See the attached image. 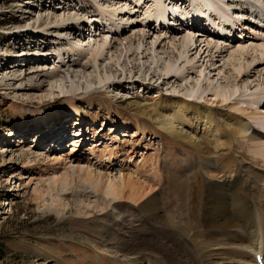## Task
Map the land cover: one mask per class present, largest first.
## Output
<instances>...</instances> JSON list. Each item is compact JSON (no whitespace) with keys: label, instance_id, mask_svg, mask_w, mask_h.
<instances>
[{"label":"rangeland","instance_id":"obj_1","mask_svg":"<svg viewBox=\"0 0 264 264\" xmlns=\"http://www.w3.org/2000/svg\"><path fill=\"white\" fill-rule=\"evenodd\" d=\"M96 1L100 4L95 5L93 0H0V264H111L114 261L105 246L112 221L107 206L111 198L100 190L95 191L84 180L85 174L76 169L88 168L93 173L117 176L125 168L134 171L133 176L141 180H158L165 213L174 207L187 210L183 216L190 241L202 239L203 225L193 218L195 208L180 205L181 200L186 204L191 195L198 196L212 182L213 171L244 168L259 176L264 173V155L259 153V144H264V128L259 127L258 115L264 111V101L256 103L264 97V66L245 75L230 100L232 106H227L216 103L210 92L185 97L191 81L186 84L181 80L186 73L181 74L183 77L171 73L169 83L154 82L161 72L155 73L156 65L152 63L159 58L157 65L162 67L165 62L173 61L178 67L184 66L185 72L189 70L187 73L194 81L209 77L214 84L228 85L233 83L229 52L217 57L204 50L206 42L213 45L216 37H221L220 44L231 42L230 46L235 47L241 43H262L261 31L254 25L244 29L239 26L241 23L227 22L232 29V26L237 28L233 41L225 39L233 33L232 29L218 36L212 35V30H216L213 26L200 28L202 32L190 28L192 35L196 31L202 34L193 36L199 40L195 44L183 40L191 32L187 30H179L175 38L160 42L166 36L165 29L187 27L181 26L180 20L174 21L171 15L169 24L161 25V33L154 19L145 18L149 10L156 8L153 0ZM181 1H175L174 15L181 19L178 14L185 9L191 18L198 5L194 0L183 5ZM175 4L160 8L171 13L168 7ZM117 7H126L117 16L118 21L122 19L123 35L109 32L115 28L108 24L110 21L106 22L109 19L102 11ZM209 9L210 23H217V9ZM75 13L78 19L71 21V32L60 30L56 23L46 25L40 21L42 26H33L41 18L49 22ZM222 18L221 22L229 20ZM50 26H54L51 34L44 31ZM31 27L34 32L29 38L26 32ZM249 27L253 30L251 34ZM143 34L146 37L140 38ZM105 36L107 41L122 44L113 46L101 57L97 69L108 70L111 80L113 75L123 72L121 81L95 83L87 88V82L96 81L98 73L94 62H88L84 70L72 69L83 71L71 77L83 89L70 101L67 95L71 93L62 92L64 87H69L70 78L51 86L52 80L33 74L36 70L45 73L57 67L61 72L72 62L84 63L90 59L92 46L106 39ZM157 36L161 38L156 40ZM128 38L133 44L140 40L139 50L126 51ZM57 51H61L60 57ZM178 52L183 57L176 62L172 56ZM117 56L125 61L122 69L115 65ZM185 57L190 63L185 64ZM134 64L135 68L129 69ZM152 74H155L152 87L140 83L143 78L147 82ZM127 75L133 76L132 83L130 78H124ZM33 80L41 82L33 83L31 88L23 87ZM156 85L160 89L154 92ZM249 86L251 89L243 92L242 88ZM251 93L253 96L246 95ZM169 120L173 121L172 126L164 127L163 122ZM229 127L231 132L243 133L242 136L231 135ZM226 135L231 142H225ZM207 163L219 170L207 168ZM65 174L68 179H64ZM55 178H59L57 182ZM215 179H219L217 175ZM246 180L244 176L242 186Z\"/></svg>","mask_w":264,"mask_h":264},{"label":"bare ground","instance_id":"obj_2","mask_svg":"<svg viewBox=\"0 0 264 264\" xmlns=\"http://www.w3.org/2000/svg\"><path fill=\"white\" fill-rule=\"evenodd\" d=\"M93 1L95 5L100 4L96 0ZM136 1L138 2L139 0ZM153 1L156 8L153 7L154 9L152 8L149 10L145 18L151 20L154 19L153 22L156 23L157 26L160 25V32L162 33L161 23L168 25L170 20L169 14L171 16V13L172 15L177 13V6L175 4L176 0H169L168 3H166L167 0ZM51 2L49 5L52 4ZM188 2V0H182L180 4L183 5ZM171 3L175 4L168 7V10H170L171 13L160 8V6H164L165 8V6H169ZM193 3L198 5V8L194 10V13L190 16L195 19L189 18L187 11L184 9V12L178 14L181 16V20L179 17L177 18V16L174 15L176 18L174 21L180 20V22H182V20H187V22H190L192 20L190 22L192 24L188 23L189 27L193 28V30L202 32L203 29L200 28L204 27L206 29L210 25L207 22H211V19L208 17L209 19L207 21L205 16H209L211 11L209 8H213L217 9V16L221 19H223L222 17H226L229 18V20L225 19L221 22L222 20H220L219 17H215L217 23L212 22L214 23L212 25H220L221 29L215 32L214 28V31L212 30V35L219 36L220 33L221 35H225L227 30L229 32V30L232 29L226 28L230 26L227 22H230L233 24L241 23L239 26L244 27V29H246L245 26L254 25L261 31L260 35L264 36V0H251V3L248 4H245L243 0H194ZM202 3L204 5L199 7V4ZM261 8L263 10H261ZM61 9L64 10V7L62 6ZM122 9L124 10L126 7H117L110 10H105L104 8V10H102L105 12V16L109 19H107L108 21L106 22L110 21L108 24H111L115 28L114 32L111 29V31H109L114 35L119 33L123 35L124 30L121 31V28L124 27L121 24L122 19L120 18L118 21L117 17L118 12ZM148 9H146V11ZM93 11L95 12V9ZM185 15L187 16L184 17ZM233 15L236 17H233ZM76 19H78V14L76 13L68 17H63L61 15L59 19L52 18L49 22L47 21V18H41L39 21H36L33 26H42L43 24L40 23V21L46 25L56 23L57 25H60V30H69V32H71L70 29L73 28L71 21H75ZM188 19L190 21H188ZM193 23L196 24V26H194ZM34 27H31L30 30L26 32V37H32L31 35L34 31L31 32V29ZM189 27L185 29H165L164 34H166V36L164 35L160 42L164 39L171 40V38H175L179 34V30L191 31ZM53 28L54 26H50L44 31L51 34V29ZM250 28L252 27H249L248 29L249 34L253 33V30ZM198 31H196L197 33L195 32L196 34L194 33V35L201 36L202 34ZM148 32L150 33V31ZM192 32L193 31L189 32L188 35L183 37V40L187 44L189 42L195 44V42L199 41L197 39H193L194 35H192ZM153 33L151 32V34ZM242 34L243 33H240V36ZM231 35L233 36V33ZM145 37L146 34H143L140 38ZM105 38L106 39L100 40L92 46L91 51L88 53L90 54V59L84 63L72 62L61 72L59 70L57 71V67L48 70L45 73H43L42 70L39 72L36 70L33 74H38L40 75V79L43 78L49 82L52 80L50 82L51 86L53 83L61 81L64 78H70L71 83L68 85L69 87L66 86L64 87V90H62L65 94L69 92L71 93L69 94L71 96L67 95V98L70 101H73L72 96L77 94L80 89H83V86L78 85V83L76 84L72 81L73 79H71L72 75L73 77L76 75L79 76L80 74H83V71L76 70L74 72L72 69L79 67L84 70L87 68L88 62H94V68L96 72L98 71V73L96 81L87 82V88H90L95 83L104 85L112 82L113 80L121 81V78H123V72L119 75H113L111 80L108 70L102 71L99 70V68L97 69L96 64L99 62L98 60L101 57L106 56L107 52H109L113 46L122 44L121 41H107V36H105ZM157 38L158 39L156 40H159L161 37L157 36ZM216 38L221 39V37ZM128 39V42L125 43L127 44L126 51L131 48L134 51L139 50L141 46L140 40L137 44H133L132 39ZM218 39L214 40L213 45H211V42L207 41L206 48L204 50H207L212 54H216L217 57H222L223 53L229 52V58L232 60L230 64L233 72V83L222 85L217 82L214 84L212 80L208 79L209 77H202V80L200 78L194 81L191 76L189 77V72L187 73L189 70H186L185 72V69L183 68L184 66L182 68L178 67L173 61L165 62L162 67H159V65H157L159 58L152 62L156 65L155 73L161 72L154 82L161 80L162 84H165L166 82L169 83L168 80L171 79V73H175L177 76L186 73V77L181 78V80H184L186 84H188V81H191L188 84L189 88H186L185 90V97L193 96L194 94L202 95L203 93L210 92L212 97L216 99V103H225V105L228 106L232 96L235 92H237L239 82L245 78V75L251 74V71H255L257 67L264 66V42L261 43L257 41L256 43L248 45L241 43L235 47L230 46L231 42L222 45ZM202 42L204 43V41H201V43ZM159 44L160 43H158V45ZM79 45L81 46V43ZM184 48L186 47L183 46V49ZM69 50L72 52L73 47H70ZM146 51L147 50H145V52ZM79 52L81 53L83 51ZM143 52L144 50L142 51V54H145ZM132 53L130 55H132ZM178 53V55L174 54L172 56L176 62H178L177 60L179 58L183 57L182 52ZM74 55L75 54H72V56ZM57 56H61V51H57ZM248 59H250V61L246 62ZM115 61V65L120 66L121 69L125 66V61L121 60L120 56L115 57ZM190 61L191 60L189 58L185 57V64L190 63ZM244 62L247 64L244 65ZM69 68H71V70ZM133 68H135V64L130 66L129 69ZM199 72L201 73L200 70ZM154 75L152 74L147 82L146 78L141 79L140 83L142 85L146 84L147 88L152 87L153 84L151 81L155 78ZM124 78L126 80L130 78L129 80L131 83L133 82V76L131 78L127 75L124 76ZM35 82L40 83L41 81L33 80L30 83L25 84L23 87L28 86L31 88L32 84ZM159 89V85L153 87L154 92ZM249 89H251L250 86L248 89L245 87L242 88L243 92ZM262 90L264 91V87ZM173 91L175 90L173 89L172 92ZM246 95L253 96L252 93ZM262 101H264V97L259 98L256 103ZM156 110L158 109H154L155 112ZM157 113L159 114V111H157ZM258 115H260L259 120L261 121V123H259V127L261 126V128H264V111ZM172 122V120L163 122V126L170 128L172 126ZM229 125H231V121L229 122ZM37 126V124L35 127L33 126L32 130L35 131L36 129L34 128ZM230 128L231 127H229V133L231 132ZM232 133L236 136L238 134L239 136H242L243 134L236 131L231 132V135ZM11 135L12 134H9L8 136L10 137ZM226 136L225 142L230 141L228 135ZM187 140L192 143L194 142L192 139ZM225 142L223 141V143ZM259 146L261 148L259 153L263 156L264 144H259ZM203 148H206V145H203ZM209 164L210 163L204 165L207 168L219 170L218 167L210 166ZM123 170L119 171L117 176H109L101 174L100 172L93 173L92 170H89L88 168H84L83 170L76 169V171H82L85 174L84 176L82 175L84 180L90 183L91 186L94 187L95 191L100 190L107 197L111 198L107 206L110 208L112 221L108 234L109 238L105 244V246H107L106 248L109 256L114 259V261H111V264H260L256 261L257 255L262 256L264 264V173H262V176H259L255 173H250L252 171H246L244 168H241L238 171H213L212 173H214V175L211 177L212 182L208 185L206 184V188L202 190L198 196L197 194L191 195L190 200L187 201L186 204L181 200V202H179L180 205L188 208L189 204L191 208H195V215L193 218H197L198 222L200 221L203 225V231L201 232L202 239L190 241L192 238H189L187 235L188 231L185 229L184 225L188 224L185 222L183 216L184 211L187 210H185V208L174 207V209L171 210L172 212L170 211L169 213H165L164 210L166 209L163 208L161 202L158 180H141L138 176H133L134 171H128L129 169L125 168H123ZM215 175H217V178L219 179H215ZM244 176L247 177V180L244 186H242ZM58 179L59 178H55L54 182H57ZM64 179H68L67 174H65ZM242 190L245 191L244 194L241 193ZM187 219L191 221L189 213H187ZM193 236L194 235L192 234V237Z\"/></svg>","mask_w":264,"mask_h":264}]
</instances>
